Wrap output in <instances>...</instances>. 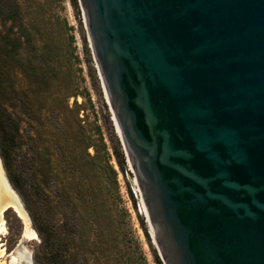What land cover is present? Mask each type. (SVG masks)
<instances>
[{"label": "water", "instance_id": "obj_1", "mask_svg": "<svg viewBox=\"0 0 264 264\" xmlns=\"http://www.w3.org/2000/svg\"><path fill=\"white\" fill-rule=\"evenodd\" d=\"M80 2L163 263L264 264V0Z\"/></svg>", "mask_w": 264, "mask_h": 264}, {"label": "rangeland", "instance_id": "obj_2", "mask_svg": "<svg viewBox=\"0 0 264 264\" xmlns=\"http://www.w3.org/2000/svg\"><path fill=\"white\" fill-rule=\"evenodd\" d=\"M17 1L21 5L27 32L33 39L30 44L32 48H22L19 58L23 62L32 61L43 65V71L53 77L43 96L36 98L31 95L33 102H36V110L40 108L32 116L27 114L28 109L25 107L23 93H27L29 87L25 74L18 69L10 74H0L5 89V94L0 93V116L4 117L6 109L13 112L20 130L15 151L19 158L18 165L23 166V170L27 171L30 167L31 170L32 165L29 166L27 159L35 158L36 163H41L42 157L36 154L37 151L42 152L43 144L64 143V124L73 123L76 129L78 124L85 127L84 132L96 140L97 148L116 170L119 189L115 190L110 204L114 241L112 258L105 262V258L100 259L96 252H90L80 256L77 264H114V260L117 264H164L142 213L138 188L127 169L125 149L117 133L108 95L86 34L80 0ZM35 52L38 56H34ZM118 141L124 162L119 156ZM89 153L93 155L94 149L91 148ZM1 162L8 178L3 160ZM40 179L38 176V182ZM15 192L38 239L27 238L24 222L13 210H7L4 214L7 230L0 235V242L8 256L0 261L5 264L12 260L18 264H48L49 255L44 253L38 227L41 225L49 230L59 228L63 236V218L60 212L51 209L49 217L45 213L41 216L43 220H35L34 215H40L37 208L33 204H26L18 191ZM85 226L91 230L85 236L87 247H90L96 242V220L85 223ZM75 260H72L73 264H76ZM99 260L102 261L97 262Z\"/></svg>", "mask_w": 264, "mask_h": 264}, {"label": "trees", "instance_id": "obj_3", "mask_svg": "<svg viewBox=\"0 0 264 264\" xmlns=\"http://www.w3.org/2000/svg\"><path fill=\"white\" fill-rule=\"evenodd\" d=\"M0 27L6 31L0 30V65L3 70L0 74H10L16 69L25 74L29 84L27 93H23L26 98L25 107L28 109L27 114L33 116L40 108L36 110V102H33L31 95L36 98L43 96L53 77L43 71V65L32 61L23 62L19 58L22 48H32L30 44L33 39L27 32L28 27L17 0H0ZM34 56H38L36 52ZM0 93L5 94L1 78ZM16 93L14 90L15 96ZM5 112V115L2 114L4 117L0 116V156L10 183L26 204H33L37 208L40 215H34V219L43 220L41 216L45 213L49 217L51 209H56L63 218V236L59 228L49 230L41 225L38 227L44 253L49 255L48 264H73V259H76L77 264L80 256L90 252H96L100 259L105 258L104 261L109 262L114 246L110 204L115 190L119 189V183L116 170L101 154L96 140L87 136L82 125L78 124L76 129L73 123L64 124L66 141L43 144L42 152L37 151L36 154L42 157L41 163H36L35 158H28L27 162L29 166L32 165V169L30 167L26 171L18 165L19 158L15 154L20 136L18 123L13 112L7 109ZM117 144L119 156L124 162L120 142ZM91 148L94 149L93 155L89 153ZM91 220H96V242L87 247L85 236L91 230L85 223ZM90 248L93 249L89 251ZM113 263L117 264L115 260Z\"/></svg>", "mask_w": 264, "mask_h": 264}, {"label": "bare ground", "instance_id": "obj_4", "mask_svg": "<svg viewBox=\"0 0 264 264\" xmlns=\"http://www.w3.org/2000/svg\"><path fill=\"white\" fill-rule=\"evenodd\" d=\"M0 158V235L6 232V220L4 218V214L7 210H13L19 218L24 222L26 227V237L30 239H38L37 233L31 228V220L20 200L18 194L15 192L13 187L11 186L6 172L2 166ZM136 184V183H135ZM137 186V184H136ZM153 234V233H152ZM6 250L4 246L0 242V259H4L7 257ZM10 258V257H9ZM18 260V259H17ZM0 264H5L0 261ZM7 264H18L17 261L12 260Z\"/></svg>", "mask_w": 264, "mask_h": 264}]
</instances>
